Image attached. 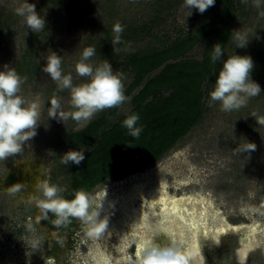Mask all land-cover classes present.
I'll return each mask as SVG.
<instances>
[{
  "label": "rangeland",
  "instance_id": "1",
  "mask_svg": "<svg viewBox=\"0 0 264 264\" xmlns=\"http://www.w3.org/2000/svg\"><path fill=\"white\" fill-rule=\"evenodd\" d=\"M219 1L203 14L193 9L189 15L185 0H28L41 14L46 11L47 33L26 29L23 18L16 15L22 0H0V66L7 63L15 67L24 79L19 95L28 104L37 105L40 124L38 134L24 143L20 153L0 160V264H24L28 258L40 261L49 254L56 255L59 264H94L99 239L104 242L111 239L123 245L122 251H113L110 264H133L139 233L132 226L115 225L119 212L112 215L99 205L114 197H123L137 183L145 182L146 190L147 183L159 176L168 179L169 195L206 198L232 228L258 224L257 242L247 258L260 254L264 264V6L255 7L254 0L247 3L234 0L237 8L230 24L223 28L229 31L223 49L226 55L233 53L232 30L248 34L247 48L235 51L252 57L251 76L261 86L259 96L231 112L222 111L219 102L209 107V93L220 67L217 62L214 77L209 75L200 85L202 96L195 123L164 154L141 168L112 169L101 182L83 189L88 197L87 215L68 217L69 223L68 218L61 220L55 213L47 212L41 203L40 185L45 182L61 188L65 199H73L76 190L73 164H62L63 154L72 150L70 142L74 133L105 116L110 109L99 111L88 120H76L73 116L62 118L61 112L75 109L70 105L69 91L58 92L56 82L42 71L51 50L61 56L64 73L70 72L73 83L80 84L87 78L76 73L75 63L83 47L95 46L97 54L92 62L100 64L107 59L114 71L122 73L125 93L134 82L135 74L130 68L122 72L123 59L118 57L125 54L122 47L127 44L128 53H150L170 47L175 39H189L197 28L219 23L222 18L229 19ZM117 22L124 27L121 36L123 43L126 42L124 46L123 43L114 46L119 51L111 44ZM133 28L136 33L130 36L132 40L125 38L132 34ZM212 37L216 35L197 42L185 57L168 63H202L206 58L204 48L214 40ZM163 66L147 75L127 101L116 107L110 123L130 112L133 96ZM171 92L170 88L163 89L161 94L167 96ZM53 99L61 104L57 119L49 118ZM250 143L256 145L255 151L241 153ZM25 165L37 172L29 188L28 174L21 175ZM101 224L106 227L94 234ZM121 228L125 230L124 237ZM232 228L219 235L217 242L211 236L204 238L206 247H221L223 256L232 254L225 252L224 247L237 253L240 246ZM194 262L192 259L190 263ZM204 264H210L207 256Z\"/></svg>",
  "mask_w": 264,
  "mask_h": 264
},
{
  "label": "clouds",
  "instance_id": "2",
  "mask_svg": "<svg viewBox=\"0 0 264 264\" xmlns=\"http://www.w3.org/2000/svg\"><path fill=\"white\" fill-rule=\"evenodd\" d=\"M247 3L248 0H242ZM216 0H185V6L190 8V13L195 9L200 14L214 6ZM254 6H264V0H254ZM16 15L23 18L27 30L32 32L47 31L46 11L43 14L36 10L34 3L22 0L20 7L16 9ZM123 25L117 22L113 27V38L111 44L123 43L121 34ZM233 53L226 55L222 43L211 46V61L213 64L220 62L218 73L215 77L214 87L209 93V107L219 102L222 111L231 112L239 110L247 105L252 97L259 96L262 89L259 83L252 79L251 73L254 69V61L250 55L237 54L235 49L247 48L250 39L246 32L232 30ZM130 47V45H128ZM51 50V49H50ZM97 54L95 46H86L80 51L79 59L75 63V71L80 77L87 78L80 84L73 83V76L69 72L64 73L62 58L51 50L42 71L47 73L52 81L57 84V91L68 90L70 94V105L74 112L63 113L62 118L73 116L76 120H88L99 111L107 108L120 106L127 101L122 83L123 74L114 71L107 59L100 64H94L92 58ZM226 57V58H224ZM24 79L18 74L15 67L5 63L0 66V160L22 151L25 142L32 140L37 134L40 126L38 123L39 113L35 103L28 102L19 95ZM49 118L57 119V112L61 108L60 101L53 99ZM139 115L136 113L128 115L123 121V126L129 130L133 137H139L142 131L137 126ZM264 122V121H262ZM256 145L250 143V147L242 148L240 152L255 151ZM85 160V151L69 150L63 154L61 163L64 165L75 164L79 166ZM43 197L41 201L47 212L55 213L61 220L71 216L84 217L89 207L87 194L83 190L73 193V199H65L61 193L62 189L57 185L43 183L40 185ZM94 217H89V220ZM106 224L97 228L98 234L103 231ZM174 250H165L154 247H144L140 251L138 264H176ZM110 264V261H105ZM137 264V262H133Z\"/></svg>",
  "mask_w": 264,
  "mask_h": 264
},
{
  "label": "trees",
  "instance_id": "3",
  "mask_svg": "<svg viewBox=\"0 0 264 264\" xmlns=\"http://www.w3.org/2000/svg\"><path fill=\"white\" fill-rule=\"evenodd\" d=\"M219 3L223 5L229 19L222 18L219 23L199 27L191 38L175 39L168 48L150 53H128L125 49L126 42L122 44L123 46L126 44L122 47L125 54L119 52L121 54L118 56L123 59L120 62L123 66L122 72L130 68L135 74L134 82L124 93L127 97L147 75L165 65L133 96L132 109L129 113L110 123L116 107L110 108L105 116L72 135L70 142L72 150L87 149L85 160L79 166L75 164L71 166L73 186L76 188L74 192L93 187L107 177L112 169L129 170L146 166L164 154L189 131L198 117L202 96L200 85L209 75L214 77L217 72V65L213 66L211 61V46L219 42L224 48L229 31H224L223 28L230 24V17L237 8V2L234 0H220ZM130 32L132 34L125 38L132 40L130 36L135 35L136 29L133 28ZM214 35H216L212 37L214 40L204 48L206 58L202 63L194 61L168 63L170 60L185 57L194 44ZM109 54L111 56V53ZM37 69L35 67L34 71ZM169 88L172 90L171 93L167 96L161 94L163 89ZM149 97L152 99L147 101ZM133 113L139 115L137 126L142 128L138 138L131 136L129 130L123 126L125 118ZM109 125L111 126L105 128ZM103 171L105 173H102ZM95 177L98 178L93 181ZM67 221L69 223L70 219Z\"/></svg>",
  "mask_w": 264,
  "mask_h": 264
},
{
  "label": "bare ground",
  "instance_id": "4",
  "mask_svg": "<svg viewBox=\"0 0 264 264\" xmlns=\"http://www.w3.org/2000/svg\"><path fill=\"white\" fill-rule=\"evenodd\" d=\"M28 174V184H33L37 172L30 166L25 165L22 174ZM145 182L134 184L123 197L109 199L100 208L114 215L115 225L132 226L140 235L134 255V262L140 261V251L144 247H154L165 250H174L177 258L176 264H204L205 254L203 247L206 240L211 236L217 242L219 235L232 228L225 219L212 209L211 203L203 197L173 196L167 192L168 179L156 177L147 183L149 188L145 189ZM121 226V227H122ZM236 239L239 242L237 250L238 260L245 262L248 252L256 244V235L260 232L258 224L247 227L233 226ZM123 237L125 230L121 228ZM264 231V227L262 228ZM123 245L115 243L114 240H98L94 252V264H105L114 258L113 251H122ZM264 250V247H263ZM123 255V254H122ZM59 264L58 257L49 254L38 260L29 258L24 264Z\"/></svg>",
  "mask_w": 264,
  "mask_h": 264
},
{
  "label": "water",
  "instance_id": "5",
  "mask_svg": "<svg viewBox=\"0 0 264 264\" xmlns=\"http://www.w3.org/2000/svg\"><path fill=\"white\" fill-rule=\"evenodd\" d=\"M225 248V252L231 251L232 254H228L226 256H223L221 247L218 248L216 246H213L211 249L204 246L203 252L205 256L208 257L210 264H261L263 258H261L260 255H256V257H248L246 262L241 263L238 260L237 253H235L233 250H230V248Z\"/></svg>",
  "mask_w": 264,
  "mask_h": 264
},
{
  "label": "flooded vegetation",
  "instance_id": "6",
  "mask_svg": "<svg viewBox=\"0 0 264 264\" xmlns=\"http://www.w3.org/2000/svg\"><path fill=\"white\" fill-rule=\"evenodd\" d=\"M258 255H260V254H258ZM262 258V257H261Z\"/></svg>",
  "mask_w": 264,
  "mask_h": 264
}]
</instances>
